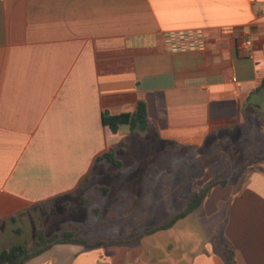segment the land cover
<instances>
[{"label": "crops", "instance_id": "0c3cea01", "mask_svg": "<svg viewBox=\"0 0 264 264\" xmlns=\"http://www.w3.org/2000/svg\"><path fill=\"white\" fill-rule=\"evenodd\" d=\"M263 77L264 0H0V240L25 215L53 233L44 215L78 205L84 182L137 199L125 177L103 181L113 165L97 158L115 146L123 167L131 137L151 133L214 146L213 160L240 169L170 228L132 244L57 243L25 264H226L229 245L236 264H264ZM139 101L154 126L103 123Z\"/></svg>", "mask_w": 264, "mask_h": 264}, {"label": "rangeland", "instance_id": "374dc122", "mask_svg": "<svg viewBox=\"0 0 264 264\" xmlns=\"http://www.w3.org/2000/svg\"><path fill=\"white\" fill-rule=\"evenodd\" d=\"M256 120L254 125L258 128L260 121L258 118ZM250 125L252 126L251 121ZM214 138L210 139L209 145L214 144ZM226 151L231 154L228 149ZM215 153L214 146L206 149L181 147L166 144L151 133H138L131 137L129 149L124 154L126 165L119 169L110 167L109 175L107 174L109 177L103 179L125 177L128 181L127 188H136L137 199L119 195L117 188L111 187V193L105 192L98 179L84 182L80 196L86 202L83 200L85 203H82L79 198L78 205L73 204L70 210L56 208L50 216L44 215L43 225H48L47 231L55 232L62 222L67 225L78 219V225H75L77 233L91 240H116L137 234L182 209L190 193L201 189L210 180L218 177L233 178L232 175L240 168L235 162L228 168L225 166L226 160H213L211 157ZM245 157L247 158L246 154L244 159ZM222 165L225 167L224 172L219 170ZM133 202H136V206L128 208ZM23 218L24 230L15 233V236L1 239L0 250L18 242L33 243L36 227L39 225L38 216L30 221L26 215Z\"/></svg>", "mask_w": 264, "mask_h": 264}, {"label": "trees", "instance_id": "16d2710c", "mask_svg": "<svg viewBox=\"0 0 264 264\" xmlns=\"http://www.w3.org/2000/svg\"><path fill=\"white\" fill-rule=\"evenodd\" d=\"M262 89H264V77L255 91ZM102 118L103 123L113 132H117L122 125H128L132 132L136 130L145 131L149 127L154 126L153 120L148 115L145 101H139L136 109L132 112L112 113L109 110H104ZM123 143L124 142H121L120 145ZM97 159L98 161L104 160L116 168H120L123 165V161L116 155L115 146H112L110 150L101 154ZM227 183L228 178L226 177H218L210 180L200 190H195L190 194L188 202L184 208L176 211L164 221L158 222L137 234L112 241L116 243L132 244L140 241L145 235L154 233L158 230L170 228L179 219L186 217L200 207L215 186H226ZM83 202L84 201L82 200V203ZM106 242L107 241L102 238L91 240L79 235L75 228H63L60 231L51 234H47L45 230L39 228L36 230L35 239L32 244L18 242L8 248L2 249L0 251V264H25L30 259L40 255L57 243H74L84 245L86 248H94ZM226 258V264H236L235 253L230 245L227 247Z\"/></svg>", "mask_w": 264, "mask_h": 264}, {"label": "built area", "instance_id": "2783aa9c", "mask_svg": "<svg viewBox=\"0 0 264 264\" xmlns=\"http://www.w3.org/2000/svg\"><path fill=\"white\" fill-rule=\"evenodd\" d=\"M252 40L250 38H246L242 41L241 43V47L242 49L244 50V52L247 54V55H250V56H253V53H252Z\"/></svg>", "mask_w": 264, "mask_h": 264}]
</instances>
